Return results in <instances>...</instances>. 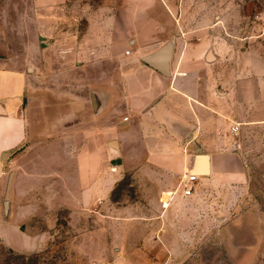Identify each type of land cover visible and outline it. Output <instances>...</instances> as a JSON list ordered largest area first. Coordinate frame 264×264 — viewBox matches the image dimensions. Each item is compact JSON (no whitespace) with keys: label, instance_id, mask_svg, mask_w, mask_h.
<instances>
[{"label":"crops","instance_id":"obj_1","mask_svg":"<svg viewBox=\"0 0 264 264\" xmlns=\"http://www.w3.org/2000/svg\"><path fill=\"white\" fill-rule=\"evenodd\" d=\"M29 2L32 10L61 12L82 0ZM81 6L89 13L83 38L41 37L42 66L22 70L0 58V232L16 224L32 233L18 225L13 211L19 159L31 158V183H46L53 157L59 160L58 187L70 192L69 203L112 202L116 185L128 174L141 194L157 197V204L159 196L161 203L167 199L171 212L162 218L163 232L146 231L134 260L117 264H177L173 255L181 250L180 239L197 230L199 191L217 177H240L249 155L264 148V54L262 68L228 67L233 54L243 59L255 47L247 24L256 0H102ZM60 23L66 29V19ZM227 40L249 46L238 51ZM170 41L167 77L142 59ZM84 72L92 77L89 83ZM197 156L207 157L209 174H196L194 192L185 196L181 184ZM40 165L42 174L34 175ZM8 172L11 213L6 217ZM167 221L176 222L174 228ZM257 233L245 235L246 256L239 264L256 262L258 246L250 240ZM0 245L20 254L36 251L17 252L1 237Z\"/></svg>","mask_w":264,"mask_h":264},{"label":"rangeland","instance_id":"obj_2","mask_svg":"<svg viewBox=\"0 0 264 264\" xmlns=\"http://www.w3.org/2000/svg\"><path fill=\"white\" fill-rule=\"evenodd\" d=\"M91 1L97 4L102 0H82L79 6L70 4L61 12L57 8L51 12L32 10L29 0L0 2V58L22 70L32 68L31 64L42 66L38 55L42 52L41 37L56 42L81 40L88 25L85 16L89 14L83 8L81 11V5ZM256 10H264V0H256ZM64 18L66 29L60 23ZM249 25L250 22L247 28ZM256 29L254 26L253 31ZM227 41L236 44L238 51L249 46L239 40ZM251 45L255 47L247 57L236 59L233 54L228 67L262 68L264 42L254 40ZM56 51L57 47L51 52ZM52 64L58 67L57 61ZM83 76L88 83L92 79L89 73L84 72ZM253 155L255 157L247 158L246 173L234 179L217 177L211 186L199 191L197 196L202 201L196 206L194 228L197 230L195 236L180 239L181 250L173 255L177 264H239L246 256L242 252L244 242L249 241L245 235L256 230L258 235L250 240L258 246L257 259L252 264H264V148L259 147ZM31 161L28 156L19 159L13 211L18 225L34 234L12 224L13 227H4L0 237L4 246L17 252L36 251L20 254L0 245V264L125 263L133 261L138 249L145 244L146 231L163 232L162 218L167 210L171 212L170 207L163 206L161 196L157 204V197L141 194L131 174L116 185L112 202L76 205L69 203L70 192L58 187V158L52 157L49 161L51 170L47 178L50 179L46 183L43 180L31 183ZM37 169L39 173L36 171L34 175H41L42 166ZM10 173L6 176L4 198ZM71 175L74 178V172ZM162 200L168 202L163 197ZM6 202L9 207L6 211L4 206V212L9 217L11 200L5 201V205ZM142 213L149 216L147 220ZM1 218L0 209V221ZM174 223L167 221L166 226L174 228ZM220 232L226 236L220 237ZM206 233L210 236L206 237ZM156 239L159 241L157 234ZM37 243L40 245L36 248Z\"/></svg>","mask_w":264,"mask_h":264},{"label":"water","instance_id":"obj_3","mask_svg":"<svg viewBox=\"0 0 264 264\" xmlns=\"http://www.w3.org/2000/svg\"><path fill=\"white\" fill-rule=\"evenodd\" d=\"M172 55H173V42L170 41L159 52L152 55L144 56L142 60L145 64L151 66L152 68L163 74L164 76L169 77L171 75L170 65L172 61ZM209 59H212V56H210ZM191 172L201 176H207L209 174L207 157L197 156L195 158L194 166ZM9 193H10V183L6 192V201H8L9 199ZM5 207L6 209H8L9 207L7 202Z\"/></svg>","mask_w":264,"mask_h":264},{"label":"built area","instance_id":"obj_4","mask_svg":"<svg viewBox=\"0 0 264 264\" xmlns=\"http://www.w3.org/2000/svg\"><path fill=\"white\" fill-rule=\"evenodd\" d=\"M250 25L247 28V37L252 40H262L264 42V10H256L253 12L249 19ZM254 26L257 27L255 31ZM259 28V30H258ZM258 31V33H257ZM128 118L125 119L127 121ZM239 126L233 128V132L237 133ZM198 181V176L192 172H188L182 181V190L185 196H190L194 192V186ZM163 202V206L167 207V204Z\"/></svg>","mask_w":264,"mask_h":264}]
</instances>
